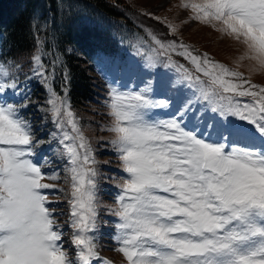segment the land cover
I'll return each instance as SVG.
<instances>
[{"label": "snow or ice", "instance_id": "6c2138e0", "mask_svg": "<svg viewBox=\"0 0 264 264\" xmlns=\"http://www.w3.org/2000/svg\"><path fill=\"white\" fill-rule=\"evenodd\" d=\"M179 7L242 43L239 59L264 71V0H182ZM167 28L178 31L171 23ZM152 39L157 56L172 61L175 53L189 62L178 65L182 78L215 115L206 121L185 101L170 118L152 119L149 110L169 108L171 101L153 100L146 89L110 87V143L126 174L109 209L117 218L115 251L126 264H264V85L190 45ZM31 59L47 82L41 54ZM18 88L0 63V264H95L103 258L91 142L68 100L50 88L48 111L68 164L63 179L70 211L62 224L65 213L46 191L63 192L46 182L61 177L36 159L41 141L23 115L27 105L5 99ZM65 225L71 229L68 248Z\"/></svg>", "mask_w": 264, "mask_h": 264}, {"label": "trees", "instance_id": "16d2710c", "mask_svg": "<svg viewBox=\"0 0 264 264\" xmlns=\"http://www.w3.org/2000/svg\"><path fill=\"white\" fill-rule=\"evenodd\" d=\"M155 17L131 0H0V63L10 68L17 82L35 66L31 58L39 52L47 76V82L44 80L40 87L47 94L54 88L72 108H82L85 100L96 95V77L90 71V62L96 64L102 57L103 64L109 67L108 57L112 55L125 62H130L132 57H141L135 48L129 51L124 47L126 44L121 45L126 40L153 47L152 37L155 36L166 43L175 40L204 53L195 44L176 37ZM141 49L145 50L144 45ZM140 60L146 67L145 57ZM158 60L159 65L153 69L154 83L165 80L166 74L173 77V69L177 73L179 64L190 66L175 53L172 61L162 55ZM250 79L264 85V82ZM181 90L188 94L187 101H191L193 109L200 102L206 106L203 100L197 99L198 93L186 81L182 82ZM230 119L239 122L235 117ZM80 124L83 130L88 128V125ZM92 149L95 151L93 145ZM95 159L98 171V165L103 161L96 156ZM97 182L100 187V179ZM65 186L70 191L69 185Z\"/></svg>", "mask_w": 264, "mask_h": 264}, {"label": "rangeland", "instance_id": "374dc122", "mask_svg": "<svg viewBox=\"0 0 264 264\" xmlns=\"http://www.w3.org/2000/svg\"><path fill=\"white\" fill-rule=\"evenodd\" d=\"M131 1L136 6L139 5L150 10L165 23L173 24L178 29L175 33L176 37L183 41L195 43L198 47L208 51L218 62L233 69L240 70L251 78L264 82V71H252V61L239 59L246 51L245 46L233 38L217 32L210 26L192 20L190 18L191 13L179 7L182 0ZM125 44L124 47L129 51L135 48L136 52L141 56L142 53H145L144 57L147 63V70L152 71L159 65V56L155 54L151 47L135 41L126 42ZM142 45L145 47L144 51L141 49ZM149 57H151V59H149ZM132 60L137 59L133 57ZM141 63L142 64L138 66L136 63H133L127 68L126 65L119 66V62L114 60V67H108L105 72H103V70L100 71L95 69V67L91 65V71L96 76V95L93 99H87L82 103L84 109L80 107L72 108L77 114L79 122L88 125V128L84 129V133L89 138L91 145L95 147V151H93L95 156L103 161L98 165L97 171V180L100 179V187L98 186L97 195L101 206L99 209V230L96 233V241L98 251L103 259L111 260L114 264H126V262L122 254L115 251L118 247L114 239L116 235L115 223L117 222V218L110 214L109 209L115 205V197L119 191L116 184L117 182H120L121 177L126 176V174L123 173L120 168L118 153L110 143L114 134L108 131V129L112 125L113 118L108 114L109 108L106 105V101H110L111 99L109 96L110 87H116L120 91L128 92L140 91L145 85H147L144 74L139 71L140 68H145L142 67L143 62ZM150 71L146 72V74H149ZM179 73L182 74L180 69ZM152 77L153 74L151 75V78ZM44 80L45 77L37 75V73H30L17 83L19 88L15 91V95L9 91L5 94V99L9 102L23 103L27 105V107L23 109V115L33 124L34 129L37 130V138L41 141L35 150L37 153L36 159L44 165L48 174H59L61 179L55 184H57L59 188L64 189L63 192L55 190L46 191L49 192L52 198H59L57 207L59 208V212L65 213V208L68 204L65 193L68 191L64 187L65 183L63 178L67 175L65 169L68 167V164L67 157L61 155L63 146L59 143L60 130L56 127L52 120L51 113L48 111L50 106L47 104V100L49 97H33L27 102V99L23 98L24 96H31V93L34 90L40 92L41 89L39 87ZM44 92L45 90L43 89L42 93ZM186 96L187 94L182 92L181 98L174 100L176 104L171 102V106L165 110L149 112L150 118H170L176 108L180 107L182 103L187 101ZM157 98L167 99L165 91H160ZM195 111L201 112L202 110L195 109ZM189 127L191 128V125H189ZM198 130H203V126ZM208 131L210 132V129ZM207 134L208 133L206 132L205 135ZM64 231L66 237L65 246L66 244L68 246L67 239L70 238L71 229L65 225ZM69 250L71 251V249Z\"/></svg>", "mask_w": 264, "mask_h": 264}]
</instances>
